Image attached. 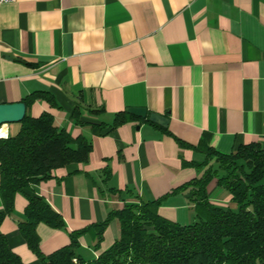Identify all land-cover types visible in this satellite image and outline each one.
<instances>
[{
  "label": "crops",
  "instance_id": "obj_1",
  "mask_svg": "<svg viewBox=\"0 0 264 264\" xmlns=\"http://www.w3.org/2000/svg\"><path fill=\"white\" fill-rule=\"evenodd\" d=\"M35 92L49 93L57 106L39 99L27 113H50L56 127L92 143L88 162L59 168L34 187L32 194L65 221L63 230L38 226L44 255L69 245L71 232L89 228L77 252L96 259L119 238L120 223L113 220L99 241L92 226L127 203L161 199L163 217L191 224L188 192L174 190L203 174L183 162H202L205 155L181 148L176 138L198 146L209 134L211 147L224 154L251 143L264 149V0L2 4L0 104ZM129 108L163 115L168 126L132 115L109 132L100 128ZM20 129L9 124L11 136ZM208 191L214 204L233 206L216 180ZM27 205L26 195L17 194L0 234L23 264H42L19 230Z\"/></svg>",
  "mask_w": 264,
  "mask_h": 264
},
{
  "label": "trees",
  "instance_id": "obj_2",
  "mask_svg": "<svg viewBox=\"0 0 264 264\" xmlns=\"http://www.w3.org/2000/svg\"><path fill=\"white\" fill-rule=\"evenodd\" d=\"M39 99L57 106L47 92L32 93L23 103L30 108ZM130 116L120 112L112 125L103 123L100 128H108L109 132L125 124ZM73 118L79 122L77 109ZM20 124L17 134L0 139V197L4 206L0 224L13 213L16 195L25 194L28 205L19 230L42 264H264V149L259 143L224 154L211 147L209 134L203 135L198 146L176 138L181 148L205 155L202 162H183L203 174L174 190L188 192L195 221L181 225L166 219L160 214L161 199L127 203L122 209L112 210L104 222L92 226L99 241L116 219L120 236L96 259L87 261L77 251L80 237L89 228L71 232L70 244L51 255L42 253L38 226L63 230L65 221L44 198L32 192L36 185L52 178L57 169L88 162L92 143L56 127L50 113L39 117L27 113ZM214 180L230 193L233 206L222 207L211 201L208 187ZM0 264H23L4 234H0Z\"/></svg>",
  "mask_w": 264,
  "mask_h": 264
},
{
  "label": "water",
  "instance_id": "obj_3",
  "mask_svg": "<svg viewBox=\"0 0 264 264\" xmlns=\"http://www.w3.org/2000/svg\"><path fill=\"white\" fill-rule=\"evenodd\" d=\"M127 112L131 115L146 119L156 123L162 127H167L169 119L158 113H148L145 108H129ZM27 114L26 104L20 103H4L0 104V127L4 124L21 123Z\"/></svg>",
  "mask_w": 264,
  "mask_h": 264
},
{
  "label": "built area",
  "instance_id": "obj_4",
  "mask_svg": "<svg viewBox=\"0 0 264 264\" xmlns=\"http://www.w3.org/2000/svg\"><path fill=\"white\" fill-rule=\"evenodd\" d=\"M16 0H0V5L7 4V3H13ZM11 137L10 131H9V124H4L0 127V139H8ZM74 262H77L74 260Z\"/></svg>",
  "mask_w": 264,
  "mask_h": 264
}]
</instances>
